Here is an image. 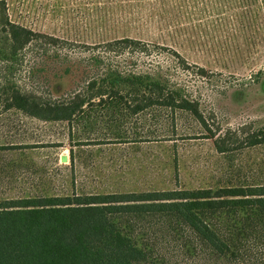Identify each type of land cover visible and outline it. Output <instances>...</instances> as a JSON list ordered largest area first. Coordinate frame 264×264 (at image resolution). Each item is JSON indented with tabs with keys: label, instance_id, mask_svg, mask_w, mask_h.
I'll return each instance as SVG.
<instances>
[{
	"label": "rangeland",
	"instance_id": "1",
	"mask_svg": "<svg viewBox=\"0 0 264 264\" xmlns=\"http://www.w3.org/2000/svg\"><path fill=\"white\" fill-rule=\"evenodd\" d=\"M0 1L8 21L44 35L15 60L0 59V143L37 145L0 151V198L264 183V143H245L264 126V0ZM123 37L140 44L108 49ZM93 54L182 86L210 132L190 112L159 106H94L69 125L4 110L10 87L51 100L92 93ZM86 138L103 143L77 144ZM138 225L153 240L138 264H264V231L243 237L245 255L231 261L194 249L193 235L174 220Z\"/></svg>",
	"mask_w": 264,
	"mask_h": 264
},
{
	"label": "trees",
	"instance_id": "2",
	"mask_svg": "<svg viewBox=\"0 0 264 264\" xmlns=\"http://www.w3.org/2000/svg\"><path fill=\"white\" fill-rule=\"evenodd\" d=\"M0 5V59L13 61L29 41L44 35L8 21L4 3ZM139 44L129 37L106 42L110 50ZM91 58L90 64L99 70L96 79L86 82L92 93L51 100L10 87L4 110L69 125L94 106H131V113L159 106L190 112L210 132L198 102L188 98L182 86L169 84L159 72H125L99 54ZM54 89L58 93L59 85ZM102 141L86 138L77 144ZM245 143H264V126L248 133ZM214 144L218 151L226 150L222 138ZM36 146L0 143V151ZM150 217L180 223L193 235L194 249L205 248L217 258L234 261L245 255L240 250L246 244L243 237L263 234L264 183L0 198V264H138L149 259L153 245L138 223Z\"/></svg>",
	"mask_w": 264,
	"mask_h": 264
}]
</instances>
